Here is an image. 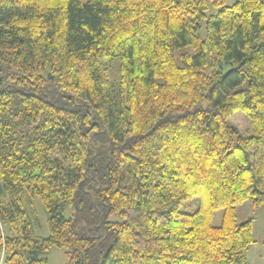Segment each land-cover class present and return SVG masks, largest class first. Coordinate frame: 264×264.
Instances as JSON below:
<instances>
[{
  "label": "trees",
  "instance_id": "1",
  "mask_svg": "<svg viewBox=\"0 0 264 264\" xmlns=\"http://www.w3.org/2000/svg\"><path fill=\"white\" fill-rule=\"evenodd\" d=\"M248 199L264 204V0H0V264L52 247L69 264L245 263Z\"/></svg>",
  "mask_w": 264,
  "mask_h": 264
},
{
  "label": "rangeland",
  "instance_id": "2",
  "mask_svg": "<svg viewBox=\"0 0 264 264\" xmlns=\"http://www.w3.org/2000/svg\"><path fill=\"white\" fill-rule=\"evenodd\" d=\"M87 2L88 0H84ZM236 0H226L227 5H232ZM217 8H211L208 15L216 14ZM205 35V30L201 32ZM117 63H109V67L116 70ZM231 123L244 134H252L253 126L249 116L243 111H236L230 117ZM197 201L186 203L184 211L192 212L197 207ZM34 218V231L36 237L43 239L49 236L48 214L43 203L36 199L32 206H27ZM238 223L248 220L253 222L255 242L245 252L246 262L241 264H264V204L255 207L250 199L236 206ZM223 210L218 209L214 212L213 224L218 226L222 222ZM49 264H69L66 250L59 247H52L46 253Z\"/></svg>",
  "mask_w": 264,
  "mask_h": 264
}]
</instances>
